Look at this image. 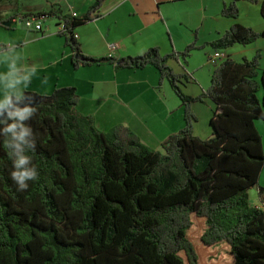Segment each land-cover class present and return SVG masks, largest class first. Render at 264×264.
<instances>
[{"label": "trees", "instance_id": "obj_1", "mask_svg": "<svg viewBox=\"0 0 264 264\" xmlns=\"http://www.w3.org/2000/svg\"><path fill=\"white\" fill-rule=\"evenodd\" d=\"M104 1L96 0L84 16H59L76 67L116 61L85 56L74 33ZM237 1L222 14L238 18ZM261 13L264 18V1ZM261 37L264 30L235 23L217 39L194 41L178 53L153 47L121 60L133 69L154 66L184 103L185 125L162 151L125 124L99 129L92 115L78 110L76 87L38 95L30 121L38 181L17 191L0 149V264H264V210L250 200L264 169L256 124L264 119L262 53L242 61L227 56L198 96L186 94L181 83L187 76L169 64L172 58L186 63L209 45L221 51ZM208 97L216 109L213 134L204 139L194 132L192 105Z\"/></svg>", "mask_w": 264, "mask_h": 264}, {"label": "crops", "instance_id": "obj_2", "mask_svg": "<svg viewBox=\"0 0 264 264\" xmlns=\"http://www.w3.org/2000/svg\"><path fill=\"white\" fill-rule=\"evenodd\" d=\"M30 1L0 0V95L5 91L2 86L4 74L15 72L26 75L35 68L36 73L24 89L25 93L48 96L58 87H76L80 96L78 110L92 115L99 129L108 132L118 124H125L157 150L172 134L184 127V103L170 81L162 80L154 66L133 69L123 66L121 60L141 55L153 47H159L163 54H170L183 51L194 41L203 44L217 39L226 31L219 24L210 38L201 39L199 32L209 18L217 19L230 2L105 0L99 11L74 28V33L82 54L90 58H111L110 45L116 43V61L107 59L76 67L73 63L74 51L60 34L66 28L64 19L59 16H73L74 13L84 16L96 0ZM52 10L58 15H51ZM40 13L45 16L43 30L30 29L21 24L20 18ZM227 18L232 19L231 25L236 23L232 17ZM202 49L204 52L200 53V60L193 62L194 52ZM221 51L232 57L225 49ZM262 51L264 53V48ZM194 52L186 65L177 58L170 59L169 64L176 72L187 76L182 79L183 90L189 88V95L198 96L209 87L199 71L208 67V59L216 49L209 45ZM205 103L210 110L206 115V124L198 119L194 126L195 134L204 139L213 134L211 120L216 103L208 97L193 104ZM256 124L264 142V119L257 120ZM260 187H264V169L259 185L250 190L252 204L264 210V195L260 194Z\"/></svg>", "mask_w": 264, "mask_h": 264}, {"label": "clouds", "instance_id": "obj_3", "mask_svg": "<svg viewBox=\"0 0 264 264\" xmlns=\"http://www.w3.org/2000/svg\"><path fill=\"white\" fill-rule=\"evenodd\" d=\"M35 73L32 68L30 74L9 72L2 78L5 91L0 95V149L11 162L9 178L21 192L29 188V182L39 179V170L33 164L37 138L30 124L37 108L24 91Z\"/></svg>", "mask_w": 264, "mask_h": 264}, {"label": "rangeland", "instance_id": "obj_4", "mask_svg": "<svg viewBox=\"0 0 264 264\" xmlns=\"http://www.w3.org/2000/svg\"><path fill=\"white\" fill-rule=\"evenodd\" d=\"M27 1L28 2H31L30 0H27ZM231 1L232 0H230V2ZM263 1L264 0H238L237 3H238V7L240 9V11H239V17L238 18H233V20H236V23H241V24H244L246 26H251V27H253L258 32L263 31L264 30V18H263L262 13H261V5H262V2ZM33 2H38V0H34ZM231 20L232 19H230V18L224 17L222 13H221L220 16H217V19H215V18H209L206 21V24L204 25V27L201 28V30L199 32L200 38L201 39H204V37H206V38L212 37V32L214 33L215 27L218 24L220 25L221 29H223L224 31L227 30V29H229L232 26L230 24ZM226 27H228V28H226ZM196 31H198V30H196ZM194 36H195V34H194ZM0 39H1V37H0ZM0 47H2V46L0 45ZM263 48H264V37H261V38H259L254 43H251V44H248V45L236 44L233 47H230V48L225 49V50L228 51L229 53H231L232 57L236 61H242L244 58L252 59L256 55V53L258 51H261V53H262L261 70H263V66H264V53L262 51ZM203 50L204 49H202L200 51H196V52H194L195 50L193 51L194 54H195V56L193 57L194 58L193 59V62H197L198 60H200V56L199 55H200V53L203 54V52H204ZM197 52H199V53H197ZM182 63L184 65H186L183 60H182ZM208 63H209L208 64V67L202 69V71H199V73H202L201 74V77H204V79L207 80V83H208V85L210 87V85L212 83V75H213V72L215 71V69H216V67H217L218 64L216 65L215 63L210 62L209 59H208ZM220 63H221V61L219 62V64ZM177 70H178V68H177ZM176 73H178V72H176ZM189 90L190 89L188 88V90L186 89L184 91L186 92V94L189 95ZM207 103L200 104V105H195V106L192 105V108L194 110V113L197 115V117H198L199 120L200 119L202 120L201 123L204 124V125L206 124V115L208 114V110H209ZM184 110H185V107H184ZM139 137H140V135H139ZM141 140L144 142V140L142 138H141ZM146 145H148V144H146ZM149 147H151V146H149ZM151 148H153V147H151ZM158 150H161L162 151L163 149L161 147Z\"/></svg>", "mask_w": 264, "mask_h": 264}, {"label": "built area", "instance_id": "obj_5", "mask_svg": "<svg viewBox=\"0 0 264 264\" xmlns=\"http://www.w3.org/2000/svg\"><path fill=\"white\" fill-rule=\"evenodd\" d=\"M77 16L76 13H74ZM45 18L44 15H35L32 17L27 18H20L21 24H24L27 28L36 29L38 31L43 30V19ZM77 37V35H75ZM111 47V54L110 57L116 59V55L118 53V45L116 43H112ZM227 56L220 50L216 51L212 56H210L209 61L215 63L216 65L219 64L220 61L225 59Z\"/></svg>", "mask_w": 264, "mask_h": 264}, {"label": "water", "instance_id": "obj_6", "mask_svg": "<svg viewBox=\"0 0 264 264\" xmlns=\"http://www.w3.org/2000/svg\"><path fill=\"white\" fill-rule=\"evenodd\" d=\"M26 95L32 99L33 103L36 104V103H40L41 102V97L38 96L37 94H34V93H26Z\"/></svg>", "mask_w": 264, "mask_h": 264}]
</instances>
